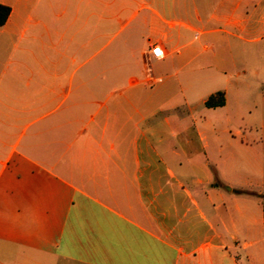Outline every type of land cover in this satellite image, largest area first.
<instances>
[{"label":"crops","instance_id":"1","mask_svg":"<svg viewBox=\"0 0 264 264\" xmlns=\"http://www.w3.org/2000/svg\"><path fill=\"white\" fill-rule=\"evenodd\" d=\"M0 5L10 10L0 26V264L248 260L264 200L221 172L235 171L241 145L218 144L214 135L231 131L195 118L185 91L212 64L194 66L180 41L257 42L264 0ZM217 92L224 105L206 107ZM229 101L227 90L209 93L200 113H223Z\"/></svg>","mask_w":264,"mask_h":264},{"label":"rangeland","instance_id":"2","mask_svg":"<svg viewBox=\"0 0 264 264\" xmlns=\"http://www.w3.org/2000/svg\"><path fill=\"white\" fill-rule=\"evenodd\" d=\"M183 54L194 50V66L212 64L207 73L197 70L185 94L194 99L196 119L206 118L220 130L229 129L230 134H215L218 144L227 147L229 141L241 145V150H234L239 158V164L233 173L228 166H220L225 176L237 175L246 180L245 190L253 192L250 201H263L264 195V36L254 43H243L222 33L195 36L184 35L180 41ZM206 47V50L202 48ZM230 47L229 52L225 51ZM240 51V52H239ZM227 90L229 106L222 113L201 114L199 99L215 91ZM182 119H188L182 116ZM238 133V134H236ZM236 135V136H234ZM234 136V138L232 137ZM243 145V147H242ZM232 149V146H229ZM232 151V150H231ZM246 159V160H243ZM215 174V172H214ZM216 177V176H215ZM226 184L232 189H238L232 178ZM260 194V196H258ZM254 243L247 249L248 260L240 252V264H264V229L260 233L246 238Z\"/></svg>","mask_w":264,"mask_h":264},{"label":"trees","instance_id":"3","mask_svg":"<svg viewBox=\"0 0 264 264\" xmlns=\"http://www.w3.org/2000/svg\"><path fill=\"white\" fill-rule=\"evenodd\" d=\"M9 8L3 5H0V26H2L8 15H9ZM224 105V95L222 92H217L211 95L205 102V106L208 108L213 107H221Z\"/></svg>","mask_w":264,"mask_h":264},{"label":"built area","instance_id":"4","mask_svg":"<svg viewBox=\"0 0 264 264\" xmlns=\"http://www.w3.org/2000/svg\"><path fill=\"white\" fill-rule=\"evenodd\" d=\"M159 52V54H158ZM151 56L155 59H161L163 57V52L158 45H154L150 48Z\"/></svg>","mask_w":264,"mask_h":264},{"label":"snow or ice","instance_id":"5","mask_svg":"<svg viewBox=\"0 0 264 264\" xmlns=\"http://www.w3.org/2000/svg\"><path fill=\"white\" fill-rule=\"evenodd\" d=\"M158 54H159V52H158Z\"/></svg>","mask_w":264,"mask_h":264}]
</instances>
